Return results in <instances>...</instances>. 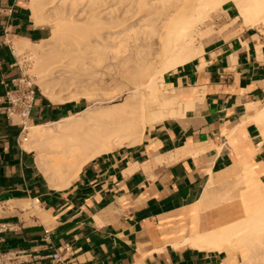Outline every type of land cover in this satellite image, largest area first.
I'll use <instances>...</instances> for the list:
<instances>
[{
  "label": "crops",
  "instance_id": "crops-1",
  "mask_svg": "<svg viewBox=\"0 0 264 264\" xmlns=\"http://www.w3.org/2000/svg\"><path fill=\"white\" fill-rule=\"evenodd\" d=\"M219 12L198 56L164 76V106L140 142L97 156L57 189L3 107L19 78L14 43L51 30L35 26L26 0H0V222L9 226L0 253L17 264H224L225 251L192 242L244 219L242 194L256 181L264 189V21L245 25L232 3ZM81 102L38 95L28 124L57 123Z\"/></svg>",
  "mask_w": 264,
  "mask_h": 264
},
{
  "label": "bare ground",
  "instance_id": "bare-ground-1",
  "mask_svg": "<svg viewBox=\"0 0 264 264\" xmlns=\"http://www.w3.org/2000/svg\"><path fill=\"white\" fill-rule=\"evenodd\" d=\"M226 3L247 26L264 21V0H30L33 23L49 25L51 37L14 43L18 57L28 53L26 74L49 102L88 105L57 123L26 124L22 148L37 155L51 187L67 188L89 161L140 142L164 106V76L198 56L202 28ZM108 86L118 87L120 102L99 99ZM242 200L244 219L192 244L225 251L224 264H264L261 184Z\"/></svg>",
  "mask_w": 264,
  "mask_h": 264
},
{
  "label": "built area",
  "instance_id": "built-area-1",
  "mask_svg": "<svg viewBox=\"0 0 264 264\" xmlns=\"http://www.w3.org/2000/svg\"><path fill=\"white\" fill-rule=\"evenodd\" d=\"M26 61L18 64L19 78L12 90L5 93L4 112L10 124H16L25 130L28 124L31 111L36 105L37 96L41 95L38 88L32 84L31 77L26 74ZM5 204L0 203V214L5 211ZM9 230V226L0 222V233ZM53 260L60 263L57 255L52 256ZM18 257L11 253H0V264H17Z\"/></svg>",
  "mask_w": 264,
  "mask_h": 264
},
{
  "label": "rangeland",
  "instance_id": "rangeland-1",
  "mask_svg": "<svg viewBox=\"0 0 264 264\" xmlns=\"http://www.w3.org/2000/svg\"><path fill=\"white\" fill-rule=\"evenodd\" d=\"M27 2H28V4H29V2H30V0H26ZM29 7H30V5H29ZM220 13L221 12H218V13H216L214 16H213V18H212V21L208 24V26L211 28L212 26H214V24H215V22L217 21V19H218V16L220 15ZM31 19H32V15H31ZM33 21V20H32ZM45 24L47 25V24H49L50 23V19H47V18H45ZM47 22V23H46ZM46 27V26H45ZM48 28H50L49 27V25L47 26ZM50 30H51V28H50ZM50 37H51V35H50ZM49 37V38H50ZM48 38V39H49ZM46 41V40H45ZM43 42V41H42ZM39 43H41V42H39ZM28 55V53H26V54H24V55H21V56H19V60H20V63H22L23 61H25V60H27V56ZM24 56V57H23ZM24 58H26V59H24ZM27 65H30L31 66V63L30 62H27V64H26V71L27 70H31V68H29V69H27L28 67H27ZM31 82H32V84L33 85H35L36 86V79L34 78V76H32L31 77ZM37 87V86H36ZM119 90H118V87H116V86H108L107 88H106V90L105 91H102V92H99V96H101L99 99H104V98H107V99H111V98H113V101H112V103L114 102V103H118V102H120L121 101V98L119 97ZM82 102V104L84 103V106L86 107V106H88L87 104H86V102L84 101V100H81Z\"/></svg>",
  "mask_w": 264,
  "mask_h": 264
}]
</instances>
